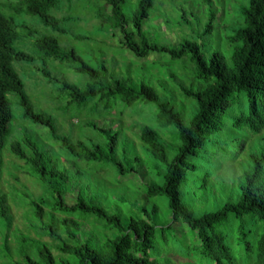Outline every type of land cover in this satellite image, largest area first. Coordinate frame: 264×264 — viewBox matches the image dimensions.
Here are the masks:
<instances>
[{"label": "trees", "instance_id": "trees-1", "mask_svg": "<svg viewBox=\"0 0 264 264\" xmlns=\"http://www.w3.org/2000/svg\"><path fill=\"white\" fill-rule=\"evenodd\" d=\"M77 1L81 0H0L2 258L7 259V264H160L152 256L157 248V235L161 234L165 241L166 230L184 224L194 233L203 257L214 264H234L235 256L227 235L218 229L224 223H230L231 217L241 220L252 217L255 225L264 224V0H246L240 25L228 40L231 46L229 55L213 49L209 59L198 41L186 38V26L200 25L199 16L186 8V0L175 1L179 27L183 32L178 44L168 41L159 43L145 28L153 13L159 10L157 0H140L131 20L123 12L126 0H84L87 8L96 10L94 16L101 22V29L121 32L123 47L135 58L144 60L153 54L167 55L171 62H180V68L186 69V57H189L193 65L192 85H187L186 75L179 76L171 70L170 82L160 81L159 85L154 84L153 76L152 82L138 76L135 80L130 72L127 77H121L109 72L104 62L98 67L92 66L78 51L70 49L69 43L64 49L54 36H43L34 42L42 58L52 60L54 66L68 63L70 71L79 77L77 82H70L62 74L46 68L42 70L44 78L49 84L57 86V91L69 106L90 107L97 114L103 112V117H98L100 119L124 106L148 109L154 115L159 129L142 124L139 134L147 159L153 161L150 164L139 155L133 142V152L123 150L124 163L118 156L121 151L120 133L113 126L104 128L94 120L86 123V127L93 129L97 136L74 141L72 133L66 134L61 130L57 118L37 110L26 91L25 81L14 68L15 62H35L32 55L14 46L18 39L17 29L22 27L19 19L36 16L44 26L67 35L76 19L73 15H58L66 8L74 9ZM203 1L207 5L209 21L199 34L200 39L215 31L218 15L213 0ZM55 10L59 18L53 14ZM75 39L87 38L76 36ZM175 90L180 92V100ZM10 93L19 99L22 109L20 120L26 129L47 131L46 138L26 136L23 141H16L11 146L12 154L24 163L22 169L28 170L27 173L44 192L43 197L31 201H27L23 194L16 196L33 209V217L38 222L34 229L38 230L39 236H49L56 243L53 247L42 239L17 237L15 256L18 260L9 242L12 209L2 191L5 171L3 150L15 125L14 111L8 99ZM186 100L193 103L191 110L186 109ZM161 131L170 139L167 140ZM249 132L260 140L252 148L250 169L243 178L237 199H229L216 211L196 215L194 205L185 204L181 192L187 183L188 172L196 174L199 167H208L205 157L208 152L219 162L233 149L237 152L246 148L250 140ZM91 162L111 168L119 178L139 176L145 169L147 183L142 185L139 195L145 196V203L149 201L152 206L137 202L139 207L135 216L124 214L117 206L105 207L101 197L88 191L84 171L78 168L80 163ZM198 187L201 190L205 185ZM76 189L75 201L69 204L68 198ZM156 198L168 206L171 217L167 225L161 221L160 205L154 201ZM140 201L143 203V200ZM45 209L48 212L45 213ZM91 218L104 222L107 230L116 232L115 239H109L104 246H96L93 243L95 235L90 229L94 224ZM85 225L89 234H84L81 239L78 232ZM245 226L239 225L238 237L243 244H248L246 251L249 253L252 247L248 243L249 234ZM30 239L33 243L28 246ZM257 244L255 264H264V227ZM54 249L61 255H55ZM165 264H186V261L171 260Z\"/></svg>", "mask_w": 264, "mask_h": 264}, {"label": "rangeland", "instance_id": "rangeland-1", "mask_svg": "<svg viewBox=\"0 0 264 264\" xmlns=\"http://www.w3.org/2000/svg\"><path fill=\"white\" fill-rule=\"evenodd\" d=\"M139 1L126 0L123 5V12L128 20L132 19ZM172 1L174 3H171ZM172 1L157 0L156 4L159 5V10L156 11L155 8L154 11L156 13H153L151 20L147 22L145 27L149 35L162 44L166 43V41L178 44L183 36V32L179 27L175 1L182 2L184 0ZM213 1L218 11L215 31L211 35L200 39L199 34L205 29L209 21V12L206 11L207 5L203 0H186V8L199 16L200 23V25L197 23V25L186 26V38L198 41L203 46L204 54L208 59L210 58V51L213 49L222 51L226 56L229 55L231 50V46L229 47L228 43L229 37L233 35V30L240 25L242 10L247 4L246 0ZM66 9L59 13L58 16L73 15L72 17L76 19V22L70 25V31L67 35H61L44 26L36 16H25V18L19 19L22 27L17 29L18 39L14 46L32 55L35 58V62L33 64L15 62L14 68L25 81L26 91L33 104L38 111H46L55 119L57 118L61 130L66 134L72 133L74 141L85 140L87 136H97L93 129L86 127V123L91 120L96 121L99 126L104 128L113 126L115 131L120 133L121 143L119 149L121 151L118 152V156L124 163H126V160L123 150L133 152V143H135L139 155L146 162L148 161V164L153 163L150 158L147 159V155L141 146L139 134L142 124H148L159 129L156 120H154V115L148 109L136 106L125 108L124 106L120 110L115 109L111 113H105L107 117L100 119L98 117H103V112L97 114L90 107L69 106L61 93L57 91V86L47 82V79L42 75V70L46 68L62 74L70 82H77L79 77L70 71L71 66L68 63H57L58 65L54 66L55 62L52 60L42 58L37 53L34 42L43 36H54L64 49H66V43H69L70 49L78 51L94 67H98L99 63L104 62L109 72L121 77H127L128 72H130V76L133 79L138 76L148 82H152L151 76H153L155 85H159L160 81L170 82V70L176 72L179 76L182 74L183 76L186 75L187 85H192L194 83L192 80L193 65L189 57H186V69L180 68L178 64L180 62H171L167 55L153 54L148 59H137L123 47L124 39L119 30L113 33L107 29L100 28L101 22L94 16L96 10L87 8L84 0L77 1L74 9ZM56 12L57 10L53 11V14L57 16ZM191 19L192 21L194 20L193 18ZM76 36L86 37L87 39H75ZM175 93L177 99L180 100V92L175 90ZM8 99L14 111L15 125L7 138L6 147L3 150L5 171L2 191L7 195L12 209L13 225L9 235V242L15 256L17 237L26 236L31 239H42L53 247L56 243L49 236H39L38 230L34 229L38 222L33 217V209L28 204L22 203L17 199V194H23L24 197L26 196L27 201L37 200L43 197L44 192L36 184L35 179L27 173L28 170L26 168L22 169L24 168V163L19 161L11 152V146L14 142L23 141L26 136L46 138L47 131H40L34 128H27V130L26 125L22 124L23 122L21 121L22 109L17 95L10 93ZM191 104L193 103L186 100V109L191 110L193 108ZM161 133L167 140L170 139L169 136L165 135V132L161 131ZM248 134L250 140L246 143V148L237 152L233 149L230 155L219 162L211 158L212 155L208 152L205 157L207 156L209 166L205 167V169L199 167L196 174L188 172L187 183L181 188V192L185 204L191 203L192 207L194 205L196 215L200 216L203 212L216 211L229 199H237V193L243 178L250 169L249 161L252 155V148L260 140V137L255 134L250 132ZM127 137L131 142H129ZM101 141H104L102 137ZM54 149L57 150L56 147ZM62 161L65 162L66 160L63 159ZM148 166L152 169V166ZM78 168L84 171L83 178L87 182L88 191L98 198L101 197L105 207L117 206L124 214L135 216L139 204L152 206L149 201L145 203V196L139 195L142 185L147 183L145 169L143 174L139 176L119 178L114 171L110 170L111 168L103 167L101 164L95 165L92 162L91 164L80 163ZM97 169L107 170L98 172ZM202 184L205 185V188L200 190L198 186ZM77 191L78 189L69 196V204L74 203ZM120 198L126 200L122 201ZM140 199L143 200V203H141ZM154 201L160 205L161 221L167 225L170 223L171 217L167 204L158 198ZM46 212H48L47 209H45ZM91 219L94 224L90 229L92 234L95 235L93 243L96 246H104L109 242V239H115L116 232L107 230L104 222L96 218ZM240 224L246 225L245 229L249 234L248 243L252 247L249 253L246 251L248 244H243L238 237ZM255 224L252 217H244L242 220L231 217L230 223H224L218 229L219 232L227 235V241L235 256L234 264H255L254 259L256 258L258 247L257 240H259L264 227L263 223ZM181 225L179 227L173 226L171 230H166L165 241L162 240L161 234L157 235V248L152 253L153 258L160 264H165L171 260L173 262L186 261V264H214L210 259L202 256L201 247H197L198 242L194 233L188 226ZM84 234L86 236L89 234V229L86 225L78 232L81 239L85 237ZM31 239L28 246L33 243ZM0 243H2L1 239ZM1 253L0 251V264H7V259L2 258L3 255ZM54 254L57 256L61 255L57 249H54ZM15 259L18 260L19 258L15 256Z\"/></svg>", "mask_w": 264, "mask_h": 264}]
</instances>
